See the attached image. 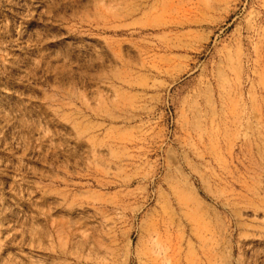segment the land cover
Instances as JSON below:
<instances>
[{"label": "rangeland", "instance_id": "rangeland-1", "mask_svg": "<svg viewBox=\"0 0 264 264\" xmlns=\"http://www.w3.org/2000/svg\"><path fill=\"white\" fill-rule=\"evenodd\" d=\"M0 264H264V0H0Z\"/></svg>", "mask_w": 264, "mask_h": 264}]
</instances>
